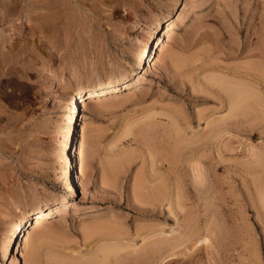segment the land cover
<instances>
[{
    "label": "rangeland",
    "instance_id": "1",
    "mask_svg": "<svg viewBox=\"0 0 264 264\" xmlns=\"http://www.w3.org/2000/svg\"><path fill=\"white\" fill-rule=\"evenodd\" d=\"M41 1L0 19L13 53L0 56V264H33L36 235V264H101L105 246L116 250L104 264H264V0ZM182 8L154 65H136L150 29ZM28 12L56 25L27 29L31 45L13 29ZM120 75L140 85L80 113L87 149L80 182L73 172L66 183L72 103ZM216 77L244 80L260 98L227 117ZM62 201L22 258L16 245L4 254L20 214L26 227Z\"/></svg>",
    "mask_w": 264,
    "mask_h": 264
},
{
    "label": "bare ground",
    "instance_id": "2",
    "mask_svg": "<svg viewBox=\"0 0 264 264\" xmlns=\"http://www.w3.org/2000/svg\"><path fill=\"white\" fill-rule=\"evenodd\" d=\"M46 1L47 0H44L45 3L43 4L44 6L41 5L42 7H40V4H42V3H39L38 7L36 6L37 5L36 4L35 5L36 8L39 9V8L44 7V9H45ZM21 2L24 4V0H16V1H14V4H16L17 6L21 4L22 7H24V5ZM38 2H40V0H38ZM3 3H4V1H3ZM49 3H52V1H50ZM7 4H4V6ZM10 4H13V3L11 2ZM14 4L5 6L6 8H9V9H6L4 7L5 8L4 10L2 9L3 4H2V6L0 5L1 6L0 10H2V12L0 11L1 12L0 19L3 20L4 18H6L8 15L11 14L12 10L10 9V6H11V8H13ZM52 4H55V2ZM52 4H49V6ZM16 5H15V8H16ZM47 6H48V1H47ZM182 11H183V8L175 20L169 21L167 24H164V21H160L156 24V26H154L153 28L150 29L147 38L145 39L140 50L136 54V59H135L136 65L139 66L140 63L143 61V59L148 60V62H147L148 68H151L152 65H154L153 61H154L155 57L158 56V54L164 50L165 44L170 41V38H169L170 32L177 26V22L181 18ZM14 12L12 13V15L14 14ZM24 14H23V16L21 15L22 16L21 22H20L21 16L19 18V15H18L17 18H14L15 20L19 18L18 20L20 23L16 22L15 25L13 24V26H14L13 29L17 35H20L22 33V36L20 35L22 37L21 39H24L25 44H27V45H28V43H30L29 45H31V43H32V41H30L31 39H29V37H28V34L31 33L29 30L42 32V30L45 29L46 27L51 28V26L55 25V24L51 25L53 23V21L51 24L48 21L51 17L50 15H52V13L49 15H48V13L46 15L44 13H42V16H40L36 13L33 16L29 12L26 13L25 15ZM10 18H11V16H10ZM12 20H13V18H12ZM15 20H14V22H15ZM18 20H16V21H18ZM37 21L39 23H37ZM4 22H5V20H4ZM12 23H13V21H12ZM12 23H10V24H12ZM3 25L0 26V56H2V57H3L2 54L9 51L10 50L9 47L12 46V44L10 45V43L12 41H10L8 39L11 35L9 36V35H5L6 33L4 34V32H5L4 28L5 27H3ZM5 25H7L6 28H8L9 24L5 23ZM9 29H11V28H9ZM27 29H29V30H27ZM26 30H27V32H26ZM33 35H35V34H33V33L30 34L31 37ZM22 43H24V42H22ZM25 44H24V47H25ZM27 49L30 50V48H27ZM24 50H26V47ZM7 53H6V55L5 54L4 55L6 56V58H9L10 53H12V52H11V50L9 51L8 57H7V55H8ZM12 55H13V53H12ZM3 58H5V57H3ZM6 58H5L6 61L10 60V59H6ZM5 60H4V63H5ZM0 64H3V61ZM6 65H7V63H6ZM0 67H3V66H0ZM14 68H16V67H14ZM14 68L12 67L11 70ZM0 69L2 70V68H0ZM17 70L15 71V69H14L12 71H15L17 73ZM2 72H3V70L1 71V73ZM228 78H230V77H228ZM228 78L226 79V77H224V79H223V77H222V79H221V77H220V79H218V77H216V78H212V80H211V81H213V83L211 84L212 87L215 86L218 89V90H213V91L217 92L218 94L220 93L219 94L220 97H223V96H221L222 94L225 95V97H226V100L228 102V108H229L228 112H227V117L233 116V114L237 113L238 111L241 113L242 112L244 113V112H246V109L249 110V108H250L249 99L250 98L252 99L257 94L259 95L258 90L253 91L252 89H254V88L251 89V86H249L250 84L249 83L247 84L246 81L241 80V81H243V82H241L237 79L234 80V78H232V77H231L232 79L231 78L228 79ZM214 79H215V81H214ZM140 80L141 79H140L139 75L136 76V79H133L131 81H128L126 76L120 75L117 78H115V79H113V80H111L105 84L93 87L92 89H87L86 91H84L83 94H81L79 96L80 100L73 101L72 106L70 108V115L68 117L69 118V120H68V123H69L68 134L65 135L63 145L61 147L62 152L66 156V160H67L66 169H65V173H64L66 183H71L72 181H74L73 172L74 173L76 172L77 181L80 182L79 174L81 173V169L83 166L82 163H83L85 151L87 149L86 126L84 125V122L81 120L80 113L84 112L87 109L88 105L93 103L94 99L104 98L105 96H107V95H105V93L110 92V91L115 92L117 90V88H120V86H124L125 88H127L126 90H132L133 88H136L140 85ZM113 92H110L108 94H111ZM254 98H256V97H254ZM258 98H260V95L258 96ZM220 103L222 106L225 105L223 98H220ZM222 103H224V105ZM247 104L249 105V108H247ZM221 119H226V118L222 117ZM72 144H73V147L70 150L69 146ZM159 188L160 187L158 186L157 189L159 190ZM161 190H159V191H161ZM262 196H264V195L261 193L260 198ZM261 201L264 202V200L262 198H261ZM66 207H68L67 202L62 201V202H57L54 205L47 207L45 209H38V210L34 211L32 217H31V220L29 219V223L27 224L26 227H24V226L28 222V219H26L23 214H20L18 216V218L15 220V222H13L7 230V240H6L7 246L4 250V254L7 253L8 248L16 245L17 251H19V252L21 251L20 255L17 254V256H19V258H22V250H24V248L28 244L29 240L32 238V235H34L36 229L41 226L42 222L44 220L51 218L52 216L60 213L63 210V208H66ZM2 219L6 220L5 215L2 216ZM20 232H22V234L20 236V240H18V242L16 244L15 237ZM36 236H35L36 239H34L35 237L33 238L34 241H33V245L31 246L32 249H31V254H30V256H31L30 258L32 259L33 264H36L38 259H39L38 250H39V245L41 243V239H42L43 235H36ZM22 245H23V247H22ZM111 247L105 246V248H104L105 250H104V254H103V261L101 260L103 264L105 263L106 257H108L110 254H112L114 252V250H116V249H113V247L112 248ZM65 259H67V262L64 261ZM64 260L60 259V258H58L57 260L55 259L54 264L55 263L56 264H69L68 258L65 257Z\"/></svg>",
    "mask_w": 264,
    "mask_h": 264
}]
</instances>
